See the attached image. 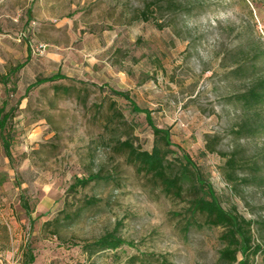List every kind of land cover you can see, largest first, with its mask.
Wrapping results in <instances>:
<instances>
[{
    "label": "rangeland",
    "instance_id": "rangeland-1",
    "mask_svg": "<svg viewBox=\"0 0 264 264\" xmlns=\"http://www.w3.org/2000/svg\"><path fill=\"white\" fill-rule=\"evenodd\" d=\"M28 52L12 83H0V107L6 101L7 110L15 108L4 133L9 157L0 139V264H23L27 254L31 264H131L143 254L220 264L222 229L184 232L187 196L165 197L111 151L117 140L150 151L153 135L144 115L100 90L104 85L127 92L157 127L170 130L223 208L264 219V185L232 187L224 159L205 151L211 142L221 154L264 160V135L231 134L242 119L232 96L264 76V0H0V77ZM249 63L257 76L233 73ZM57 72L66 79L25 94ZM110 102L123 120L113 131L103 128ZM95 173L113 181L68 193L75 178ZM247 175L240 171L238 179ZM90 198L99 203L87 207ZM55 219L59 224L43 227ZM117 224V235L133 247L88 258L83 244Z\"/></svg>",
    "mask_w": 264,
    "mask_h": 264
},
{
    "label": "trees",
    "instance_id": "trees-1",
    "mask_svg": "<svg viewBox=\"0 0 264 264\" xmlns=\"http://www.w3.org/2000/svg\"><path fill=\"white\" fill-rule=\"evenodd\" d=\"M149 7V6H148ZM148 8H146L147 11ZM146 11L142 12L145 16ZM31 14L30 11L27 13ZM144 21L148 19L145 17ZM30 52L26 60L11 68L9 72L0 77V83L7 87L12 79L29 62ZM258 66L253 63L238 65L233 73L240 78H249L258 75ZM66 79L60 72L51 76L38 78L27 86L25 94L32 89L45 84H53ZM92 87H97L92 85ZM100 90L107 89L111 95L128 102L131 112L143 114L147 125L152 131L153 145L150 151L135 146L131 140H117L111 145V151L115 155L125 158V163L135 169L137 175L142 176L151 187L159 188L165 197L182 200L187 196L185 209V223L183 231L190 229L221 228L219 237L221 249L218 252L220 264H264V219L259 222L246 219L237 212L235 208L225 209L219 202L212 184L208 181L201 169L193 162L191 157L179 146L173 143L170 130L157 127L148 110L137 107L127 92L109 89L104 85ZM232 102L241 110L242 119L231 129V134L236 139H250L264 135V76H259L251 82L243 92L234 94ZM7 102L4 101L0 107V139L4 152L10 156L9 140L4 136L12 119L15 108L7 110ZM110 118L103 124L104 130H114L116 124H122V116L116 108L115 102L108 106ZM205 151L208 154H218L224 159L222 171L229 185L232 187L237 183L247 185H264V160L243 158L237 153L230 156L217 152L216 145L206 142ZM246 170L248 175L241 180L238 173ZM112 174L95 173L86 178H75L70 185L68 193L76 192L78 188H85L91 183H111ZM99 203L93 198L85 202L87 207H94ZM202 219V221L200 220ZM64 219H71V215L64 214ZM59 224V219L44 223L43 227L51 224ZM119 224L110 231L90 243L82 246V251L88 258L95 254L120 249L121 247H133L131 242L123 240L117 235ZM54 233V232H53ZM256 233V234H255ZM54 235H57L54 233ZM257 236V237H255ZM27 261L23 264L34 262L32 254H27ZM131 264H172L165 256L154 254H143L133 257Z\"/></svg>",
    "mask_w": 264,
    "mask_h": 264
}]
</instances>
